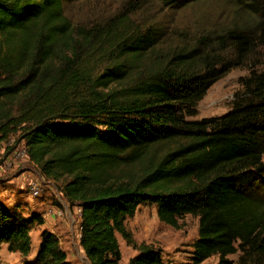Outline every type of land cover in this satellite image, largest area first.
<instances>
[{
  "label": "trees",
  "instance_id": "1",
  "mask_svg": "<svg viewBox=\"0 0 264 264\" xmlns=\"http://www.w3.org/2000/svg\"><path fill=\"white\" fill-rule=\"evenodd\" d=\"M75 1L0 0V144L18 134L26 160L79 211L90 264H121L118 237L135 252L125 264H163L126 226L143 205L175 230L197 220L185 264H264V65L239 79L227 113L188 120L249 61L244 33L227 36L229 57L162 46V24L132 19L149 0L84 26L66 15ZM150 1L180 10L200 0ZM43 224L0 202V248L28 257ZM39 238L22 264H69L54 234Z\"/></svg>",
  "mask_w": 264,
  "mask_h": 264
},
{
  "label": "rangeland",
  "instance_id": "2",
  "mask_svg": "<svg viewBox=\"0 0 264 264\" xmlns=\"http://www.w3.org/2000/svg\"><path fill=\"white\" fill-rule=\"evenodd\" d=\"M141 0H77L66 9V15L74 25H90L123 10L126 3ZM135 22L149 20L154 25L162 24L165 36L162 46H198L203 52L231 56L232 44L228 35L242 32L247 38L246 46H251L245 67L230 71L216 82L197 104L196 114L188 120H202L220 117L227 113L234 95L242 91L239 79L249 75L251 70H261L264 65V0H200L184 9H174L156 1L146 3L132 15ZM23 149L18 134L0 144V202L6 206L17 205L22 214L33 212L44 215V226H34L30 232L31 253L23 258L10 253L6 246L0 248V264H22L32 261L39 245V235L44 229L58 238L61 249L66 253L69 264H90L78 245V213L69 207L60 195V187L44 179L40 182L41 196L31 199L28 188L31 182L41 176L35 166L25 159H13ZM60 215L50 214L51 211ZM179 229L160 223L153 206H140L134 217L126 222L133 238L159 249L166 264L173 256H188L191 243L196 238L197 220L184 218ZM121 253V264L134 255L120 237L117 238ZM237 260V256H232Z\"/></svg>",
  "mask_w": 264,
  "mask_h": 264
},
{
  "label": "built area",
  "instance_id": "3",
  "mask_svg": "<svg viewBox=\"0 0 264 264\" xmlns=\"http://www.w3.org/2000/svg\"><path fill=\"white\" fill-rule=\"evenodd\" d=\"M13 159H22L25 160L26 159V154H25V150L22 149L20 152L16 153L15 156H13ZM45 178L40 176L39 179L37 181L31 182L30 186L28 188L29 191V195L31 199H36L39 198L41 196V185L40 182L43 181ZM77 213L79 215V211L77 210ZM50 214H57L60 215L59 212H55L54 210L51 211Z\"/></svg>",
  "mask_w": 264,
  "mask_h": 264
},
{
  "label": "crops",
  "instance_id": "4",
  "mask_svg": "<svg viewBox=\"0 0 264 264\" xmlns=\"http://www.w3.org/2000/svg\"><path fill=\"white\" fill-rule=\"evenodd\" d=\"M29 165H31V166H33L31 163H29ZM11 206H13V205H11ZM44 215H42V219H43V222H44V217H43ZM43 226H44V224H43ZM196 229H197V225H196ZM45 230V229H44ZM47 231V230H46ZM197 231V230H196ZM48 232H50V231H48ZM52 233V232H51ZM53 234V233H52ZM55 235V234H54ZM78 241H79V233H78ZM136 241V240H135ZM137 242V241H136ZM139 243V242H138ZM190 251H191V249H189V254H190ZM134 252V251H133ZM132 254H134L135 255V252L134 253H132ZM189 254H188V256H186V258H184V257H178V256H173V258H172V262L170 263V264H185L186 262H187V260H188V257H189ZM134 255H132V256H134ZM132 256H130L128 259H130ZM128 259H127V261H128ZM163 259V258H162ZM229 260H231V261H235L233 258H231V257H229ZM85 261H87L86 259H85ZM87 263H89L88 261H87ZM163 264H166L165 262H164V260H163ZM202 264H217V258L216 257H212V258H210V259H208V260H206L205 262H203Z\"/></svg>",
  "mask_w": 264,
  "mask_h": 264
}]
</instances>
